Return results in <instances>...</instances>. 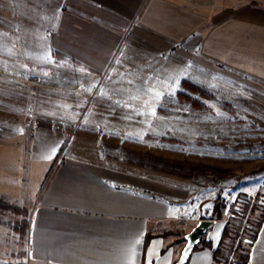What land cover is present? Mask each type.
<instances>
[{
    "label": "rangeland",
    "instance_id": "1",
    "mask_svg": "<svg viewBox=\"0 0 264 264\" xmlns=\"http://www.w3.org/2000/svg\"><path fill=\"white\" fill-rule=\"evenodd\" d=\"M204 14L208 21L175 44L136 37L129 25L119 43H85L82 12L65 0H0V199L19 209L0 205V264H29L32 210L70 153L116 155L169 180L177 215L158 230L170 239L185 241L198 215L222 231L236 225L235 241L249 249L264 213V93L233 60H220L214 25L223 15ZM183 80L206 88L203 106H166ZM247 196L257 202L242 233L227 207Z\"/></svg>",
    "mask_w": 264,
    "mask_h": 264
},
{
    "label": "crops",
    "instance_id": "2",
    "mask_svg": "<svg viewBox=\"0 0 264 264\" xmlns=\"http://www.w3.org/2000/svg\"><path fill=\"white\" fill-rule=\"evenodd\" d=\"M65 2L82 12L84 23L76 24L89 38L85 43L98 37L119 43L129 25L136 37L175 44L205 24V12L221 13L214 25L220 60H233L235 69L254 77L264 93V0ZM95 29L102 34L95 36ZM111 157L87 160L70 153L48 176L28 224L29 264H175L185 241L170 239L158 228L176 217L173 199L178 190L162 174L152 176ZM1 194L18 197L10 189ZM200 219L194 215L184 232ZM221 233L215 223L187 264H215L213 249L204 244L216 247ZM148 234L152 237L145 244ZM248 255L247 264H264V217Z\"/></svg>",
    "mask_w": 264,
    "mask_h": 264
},
{
    "label": "trees",
    "instance_id": "3",
    "mask_svg": "<svg viewBox=\"0 0 264 264\" xmlns=\"http://www.w3.org/2000/svg\"><path fill=\"white\" fill-rule=\"evenodd\" d=\"M56 59L58 57L62 56L65 58V62L67 64H76L78 65V62L75 60L69 59L66 55H62L60 52H55ZM206 93V88L202 86H198L188 80H183L180 82L179 90L177 91L176 95L172 98H166L167 101L164 102L167 107L172 109H197L200 108L202 105L201 103V96L202 94ZM164 105V104H163ZM213 144V142H210ZM211 146V145H210ZM219 196L216 198V202L214 205V212L219 217L221 215L220 212V201ZM0 205L4 207H8L10 209H13L15 211H19L18 208L8 205L6 203H2L0 199ZM264 210V208H263ZM263 213V212H262ZM264 217V213L261 214L260 218L257 219L256 226L260 227L262 219ZM203 219V218H202ZM236 225H230L226 224L224 226V230L221 234L220 242L216 247H213L210 242H205V246L213 249V257H214V263L215 264H247L249 255V249H245L242 245V243L235 241V239L239 235V230L237 229ZM257 229V230H258ZM241 234V233H240ZM257 234V231L254 232L253 240L255 239V236ZM151 235L148 234L146 237V243L151 239ZM241 239V238H240ZM202 239L200 243H202ZM197 247V246H196ZM196 247L194 249H196ZM176 264V263H175ZM187 264V262L185 263Z\"/></svg>",
    "mask_w": 264,
    "mask_h": 264
},
{
    "label": "water",
    "instance_id": "4",
    "mask_svg": "<svg viewBox=\"0 0 264 264\" xmlns=\"http://www.w3.org/2000/svg\"><path fill=\"white\" fill-rule=\"evenodd\" d=\"M216 223L213 219H200L198 223L185 235V244L176 264H185L194 248L200 243L204 234Z\"/></svg>",
    "mask_w": 264,
    "mask_h": 264
},
{
    "label": "built area",
    "instance_id": "5",
    "mask_svg": "<svg viewBox=\"0 0 264 264\" xmlns=\"http://www.w3.org/2000/svg\"><path fill=\"white\" fill-rule=\"evenodd\" d=\"M256 199L252 197H245L241 201L237 203H231L230 206L228 204V213L231 214V216H237L236 214H239L240 219L238 220V226L240 227L241 232L244 233L243 229L250 225L249 223V215L250 211H252V208L254 207V204H256ZM253 206V207H252ZM251 237L248 234L246 236L245 241L250 242Z\"/></svg>",
    "mask_w": 264,
    "mask_h": 264
}]
</instances>
